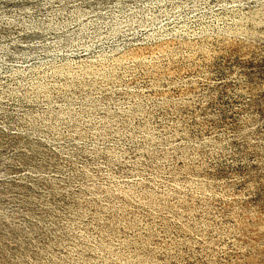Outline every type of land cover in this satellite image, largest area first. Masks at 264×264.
I'll list each match as a JSON object with an SVG mask.
<instances>
[{"label": "rangeland", "instance_id": "rangeland-1", "mask_svg": "<svg viewBox=\"0 0 264 264\" xmlns=\"http://www.w3.org/2000/svg\"><path fill=\"white\" fill-rule=\"evenodd\" d=\"M0 264H264V0H0Z\"/></svg>", "mask_w": 264, "mask_h": 264}]
</instances>
